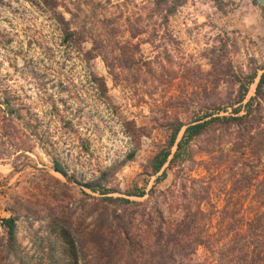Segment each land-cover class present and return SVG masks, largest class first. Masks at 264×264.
Here are the masks:
<instances>
[{
    "label": "rangeland",
    "instance_id": "rangeland-1",
    "mask_svg": "<svg viewBox=\"0 0 264 264\" xmlns=\"http://www.w3.org/2000/svg\"><path fill=\"white\" fill-rule=\"evenodd\" d=\"M254 71L255 0H0V264H147L155 230L185 205L210 231L223 205H259L264 149L257 166L242 127L213 125L151 172L178 123L244 113ZM215 257L196 245L187 262Z\"/></svg>",
    "mask_w": 264,
    "mask_h": 264
},
{
    "label": "trees",
    "instance_id": "trees-1",
    "mask_svg": "<svg viewBox=\"0 0 264 264\" xmlns=\"http://www.w3.org/2000/svg\"><path fill=\"white\" fill-rule=\"evenodd\" d=\"M257 78L255 94L245 102V111L240 114V106L232 109L230 115L219 113H205L191 122L178 123L171 133L167 147L156 154L152 161L151 172L158 173L167 162L172 165L181 159L190 156L189 142L196 136L201 135L213 125L230 128V126L242 127L245 144L260 153L256 156V165L260 164L261 153L264 149V126H261L260 110L264 103V71L260 74L253 72L248 77V82ZM241 92L235 102L241 103L248 90V85L240 83ZM181 132L179 138L178 134ZM252 139H255L253 142ZM243 145V138L238 143ZM174 147V151H172ZM54 168L66 175V172L58 163ZM260 171V170H259ZM163 173V171H162ZM254 178H258L259 172H254ZM164 175V174H163ZM253 176L251 177V179ZM249 176L243 177L244 183L249 181ZM92 189H98L106 194V188L93 183H87ZM255 197L259 205H223L218 212L222 219V225L214 231L199 224L205 213L196 207L189 210L185 205L184 215L169 227L155 230V239L146 247L148 258L147 264H202L188 263L189 256L195 252L196 245H202L210 253L215 254L217 264H264V175L257 179ZM129 202L128 199H121ZM10 241L14 237V217L2 219ZM223 241V242H222ZM133 241L129 240L128 245ZM220 244V245H218ZM134 249H132L133 251ZM105 262V264H107Z\"/></svg>",
    "mask_w": 264,
    "mask_h": 264
},
{
    "label": "water",
    "instance_id": "water-1",
    "mask_svg": "<svg viewBox=\"0 0 264 264\" xmlns=\"http://www.w3.org/2000/svg\"><path fill=\"white\" fill-rule=\"evenodd\" d=\"M258 4L264 7V0H255Z\"/></svg>",
    "mask_w": 264,
    "mask_h": 264
},
{
    "label": "bare ground",
    "instance_id": "bare-ground-1",
    "mask_svg": "<svg viewBox=\"0 0 264 264\" xmlns=\"http://www.w3.org/2000/svg\"><path fill=\"white\" fill-rule=\"evenodd\" d=\"M254 87H255V85L253 84L252 87H251V92L254 90Z\"/></svg>",
    "mask_w": 264,
    "mask_h": 264
}]
</instances>
